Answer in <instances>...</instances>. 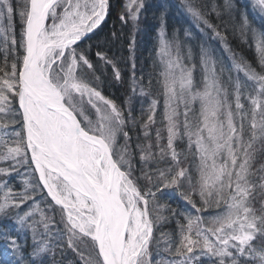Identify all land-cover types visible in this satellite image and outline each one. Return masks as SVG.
<instances>
[{"label":"snow or ice","instance_id":"6c2138e0","mask_svg":"<svg viewBox=\"0 0 264 264\" xmlns=\"http://www.w3.org/2000/svg\"><path fill=\"white\" fill-rule=\"evenodd\" d=\"M149 7L0 0V264H264V23L179 0L142 60Z\"/></svg>","mask_w":264,"mask_h":264},{"label":"trees","instance_id":"16d2710c","mask_svg":"<svg viewBox=\"0 0 264 264\" xmlns=\"http://www.w3.org/2000/svg\"><path fill=\"white\" fill-rule=\"evenodd\" d=\"M112 2L113 4H117L118 2L122 3L123 0H112ZM237 2L239 5L243 6L242 0H237ZM148 3L150 7L148 11L144 13L141 17L142 31L137 37L140 45V51L142 53V60L147 58L156 46L154 45V41L156 38V32L159 24L158 17L161 11H165L166 9L168 12L167 23L168 30L170 33L176 30H182L184 28L189 27V22H187V18H185L184 15H181L177 11V0H148ZM161 5H163L164 7H161ZM118 11V7L113 10L110 18L103 26V32L101 33V35H104L105 33H108L110 30H112L113 25H115L116 29H119L121 27L119 21L117 20ZM248 11L250 12L249 9ZM250 19L253 20L254 26L258 24L256 20L252 18V16H250ZM233 46L237 48L238 51L242 52L243 55L246 56L248 59L255 60L256 53L254 48V42L253 47L251 48L247 44H241L239 40L234 41ZM124 91L125 90L123 88L118 87H109L105 89L106 94L117 97L118 102L119 98L124 95ZM172 203L175 206V204L179 203V201L173 200Z\"/></svg>","mask_w":264,"mask_h":264},{"label":"rangeland","instance_id":"374dc122","mask_svg":"<svg viewBox=\"0 0 264 264\" xmlns=\"http://www.w3.org/2000/svg\"><path fill=\"white\" fill-rule=\"evenodd\" d=\"M174 1H176V0H174ZM177 1L179 2V0H177ZM253 2H254V0H242L243 5L248 4V9L250 10V13H252V15H251L252 18L255 19L256 22L258 23L255 26L257 28H259L261 26V24L264 23V21H262L261 15L259 14L258 9H253V7H252ZM185 18H187V17H185ZM187 22H188V19H187ZM154 42H155L154 45H156L157 44V32H156V38H155Z\"/></svg>","mask_w":264,"mask_h":264}]
</instances>
